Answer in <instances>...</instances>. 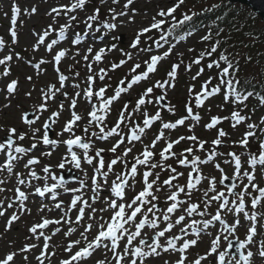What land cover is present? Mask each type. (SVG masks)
<instances>
[{
	"label": "snow or ice",
	"instance_id": "6c2138e0",
	"mask_svg": "<svg viewBox=\"0 0 264 264\" xmlns=\"http://www.w3.org/2000/svg\"><path fill=\"white\" fill-rule=\"evenodd\" d=\"M134 3L57 0L43 13L48 22L28 30V57L15 50L17 23L38 7L11 3L10 40L0 36V113L18 116L0 123V264H264V112L256 115L264 93L242 82L239 61L218 51L210 29L200 41L214 42L184 62L178 46L198 31L199 19L192 10L176 15L186 0H170L145 21ZM122 28L133 30L126 47ZM114 51L118 62L101 67ZM165 61L169 69L156 78ZM21 63L32 69L23 77L27 88L14 75ZM129 64L113 86L109 73ZM193 66L181 108L169 92L180 69ZM217 96L212 114L206 102ZM33 215L39 219L28 221ZM22 224L17 247L9 234Z\"/></svg>",
	"mask_w": 264,
	"mask_h": 264
},
{
	"label": "rangeland",
	"instance_id": "374dc122",
	"mask_svg": "<svg viewBox=\"0 0 264 264\" xmlns=\"http://www.w3.org/2000/svg\"><path fill=\"white\" fill-rule=\"evenodd\" d=\"M12 2H13V0H1L0 1V36H3L6 41L10 40L9 39V37H10L9 36V28H10L11 12L9 11V9H10V5ZM14 2L19 3L22 8H27V7H30L32 5H36L38 7V13L36 15H33L31 17L24 15L19 20V25L17 26L18 32H19V44H18V46H15V50L17 52H21L25 57H28L29 54L31 53L30 44L32 42V37H31L28 30L30 28H32L34 25L37 26V30H39V26L44 25L48 22V19L46 17H43V13L46 9L49 8L50 5L55 6L57 0H47V2H45V0H14ZM156 5H158L159 7L170 6V0H135L134 6L136 7L137 12H138L137 20L138 21L150 20L151 17L156 13V11L159 8V7L157 8ZM134 6H132V7H134ZM152 7L155 8L154 11H152L153 10ZM5 12H8V16L4 15ZM120 31L122 33H124L123 36L125 38L124 44H120V47H126L129 39L131 38V36L133 34V30H132V28H122V29H120ZM116 34L117 33H113V35H116ZM52 38H55V34L53 35ZM199 41H200V34H195V35H193V37L189 38V40L182 42L181 45L178 46L180 51L185 52V56L183 58L185 63L187 62V60H189V62H190L191 57H195L196 51L197 52L203 51L202 48H199V46H198ZM107 42L108 41L106 40L105 43H107ZM61 43L63 44V42H61ZM88 43H91V40H88L84 46H87ZM99 46H101V45L99 43H97V47H99ZM9 47H13V46L11 44H9ZM165 47H167V46H165ZM195 47H197L195 49L196 50L195 52L189 53L187 51L188 48H195ZM25 48H28L27 52L24 51ZM6 50L7 49H5V51ZM36 55L37 54H33V56H36ZM120 58H121V54L119 52L114 51V52L108 54L104 63L101 64V67L109 66L108 65L109 61L118 62V60ZM173 59H175V58H173ZM130 67H131V65L129 64L127 66L122 67L121 69L117 70L114 73H111V72L109 73V75L112 77V79H114V81H112L114 83V85H115V82H117L120 78H123L124 74H126L130 70ZM196 71H197V66H193V69L190 73L185 72L183 68L180 69V73L182 74V76L185 79L182 80V78H181V80H180V77H182L180 74L179 80H178V82H180L179 86L177 85L176 90L174 92L173 91L169 92V97H170V100L173 104H179L182 108V105L187 98V85L189 83V78L191 75H194ZM31 72H32V69L29 66L25 65L24 63H21L20 67H18V68L14 67V75H19L21 77V83L25 88H27L29 85L23 79V77L25 74H31ZM160 77H161V72L159 70V73L157 74L156 78H160ZM205 78H206L205 76H202V77L198 78V80L195 82L197 85V89H199L201 82H203V80ZM178 82H177V84H178ZM113 83H112V85H113ZM0 99H2V98H0ZM125 99H127V98H125ZM211 100L212 101L206 102V106L211 105L212 106V114H217L219 109L216 108L215 105L217 103H219V101H215L214 98H212ZM118 106L119 105H116V107H118ZM260 114H261V112L257 113L256 115L259 116ZM17 116H18V113H16V112L11 113L10 117H5L3 115V113H0V123H4V122L13 123L14 118ZM183 131L184 130H180L179 132L183 133ZM197 134L204 135V133H202L199 129L197 130ZM0 135H3V133H0ZM171 135L175 136L176 133H171ZM59 153H57V154L53 153V156L48 158V159L55 162ZM36 154H38V153H36ZM106 160H107V157H106ZM56 171L58 172V170H56ZM29 206L33 208V213H35L37 207L39 206V200H36L35 204H30ZM48 215L55 216L56 213L53 212V213H49ZM34 219L38 220L39 217H37L35 215L27 217L28 221H32ZM2 231H3V222L0 221V232H2ZM25 231H26V228L22 224L21 230L19 232L13 231L9 234V239L15 240L16 246L19 247L20 244L23 243V235H24ZM57 240L58 241L63 240V237H61V238L59 237V239H57ZM4 250L5 249L3 246V242L0 241V255L3 254ZM253 250L255 251V249H253ZM199 251H201V252L204 251L203 245H201ZM29 259L31 260V255H29ZM18 264H22V261H18ZM32 264H35V261H32ZM52 264H57L55 258H53ZM89 264H91V262H89ZM149 264H163V259L150 261Z\"/></svg>",
	"mask_w": 264,
	"mask_h": 264
},
{
	"label": "trees",
	"instance_id": "16d2710c",
	"mask_svg": "<svg viewBox=\"0 0 264 264\" xmlns=\"http://www.w3.org/2000/svg\"><path fill=\"white\" fill-rule=\"evenodd\" d=\"M211 3H222V8L203 12L202 9ZM188 10L197 11L199 19H194L201 24H207L206 28L221 41L218 51L226 50L231 58L239 61L240 72L237 75L242 82L247 78L255 84L258 91L264 93V85L258 83L264 80V24L259 17L250 15L253 12L249 8L229 4L226 0H189L176 15L179 17L181 12ZM217 16L220 17L219 20L216 19ZM217 26L223 28L218 36ZM213 42H207L209 47ZM252 99L255 101V98Z\"/></svg>",
	"mask_w": 264,
	"mask_h": 264
},
{
	"label": "water",
	"instance_id": "95a60500",
	"mask_svg": "<svg viewBox=\"0 0 264 264\" xmlns=\"http://www.w3.org/2000/svg\"><path fill=\"white\" fill-rule=\"evenodd\" d=\"M233 3H241L249 6L264 21V0H228Z\"/></svg>",
	"mask_w": 264,
	"mask_h": 264
}]
</instances>
